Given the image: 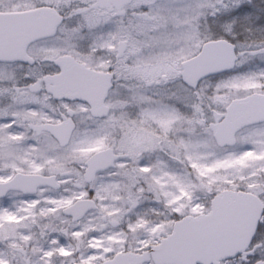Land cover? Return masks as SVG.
<instances>
[{"label":"snow or ice","instance_id":"6c2138e0","mask_svg":"<svg viewBox=\"0 0 264 264\" xmlns=\"http://www.w3.org/2000/svg\"><path fill=\"white\" fill-rule=\"evenodd\" d=\"M256 60L264 0L0 8V264H264Z\"/></svg>","mask_w":264,"mask_h":264},{"label":"rangeland","instance_id":"374dc122","mask_svg":"<svg viewBox=\"0 0 264 264\" xmlns=\"http://www.w3.org/2000/svg\"><path fill=\"white\" fill-rule=\"evenodd\" d=\"M11 3H14V0H0V8H3L6 5H10ZM260 37H261V34L258 31L254 30L253 33L250 34L246 31H244L243 29H239L237 32V35H236V39L233 42L234 43L237 41L241 42V43H243L245 41L251 42L253 40L260 39ZM255 64H259L261 67H264V62H261L259 60H256ZM249 66L250 65L245 64L242 67L236 69V71H245ZM6 103H8V102L5 101L3 97H0V109H3L5 107ZM46 195H47V193H46ZM51 195H56V193H51ZM65 195H66V193H65ZM20 199H23V197L12 196L11 200L5 201L4 204L7 205L14 200H20ZM22 219H23L22 217L11 216V217L6 218L3 221H0V223L6 224V225H18L22 222ZM56 222L59 223V220H57ZM19 230H23V229H19ZM159 230H162V228ZM33 231L38 232L39 230L37 228H33ZM40 243L44 244L45 247L47 246V244L44 240H41ZM65 243L73 244V243H75V241H65Z\"/></svg>","mask_w":264,"mask_h":264}]
</instances>
